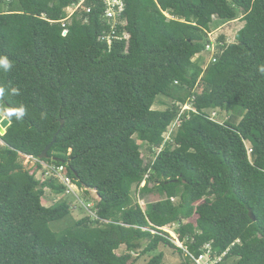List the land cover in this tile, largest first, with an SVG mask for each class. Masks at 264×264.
I'll return each instance as SVG.
<instances>
[{"label": "trees", "instance_id": "1", "mask_svg": "<svg viewBox=\"0 0 264 264\" xmlns=\"http://www.w3.org/2000/svg\"><path fill=\"white\" fill-rule=\"evenodd\" d=\"M80 1L0 0V107L11 122L0 135V264H136L161 245L181 264L208 245L216 264H264V0H125L117 31L130 38L112 47L101 41L103 0L65 21ZM240 18L235 42L222 36L208 52L214 20ZM158 97L171 107L155 110ZM223 111L225 123L212 117ZM138 141L161 150L148 166ZM21 155L95 192L97 218L71 224L66 200L45 206L47 191L64 198L67 187L47 170L39 181ZM134 187L162 199L144 210ZM172 225L184 248L163 231Z\"/></svg>", "mask_w": 264, "mask_h": 264}, {"label": "rangeland", "instance_id": "2", "mask_svg": "<svg viewBox=\"0 0 264 264\" xmlns=\"http://www.w3.org/2000/svg\"><path fill=\"white\" fill-rule=\"evenodd\" d=\"M66 11H67V15L72 16L77 10L75 7H71V8H68ZM167 16L170 18L169 15H167ZM241 17H242V15H241ZM241 19L242 18H240L236 21H233V22H228V23L220 22L217 19L214 20V25L212 26V31H211V33H209V39L214 44L213 48L211 49V51H213V52H211V53H215L217 51L216 44H218V43L220 45L222 44L219 42L220 38L222 36L226 37V42L228 44L235 42L237 33L245 25V22H243V20H241ZM203 57H204V60L207 61V63L210 62L211 57H209L208 55L207 56L205 55ZM171 105H172V102L170 100L163 98V97H158L156 105L154 106V109L158 110V111H165L168 108H170ZM186 109H187V107L185 106L183 108V112ZM0 114L3 115L4 117H7V114L2 109L0 110ZM214 114L215 115L213 117L221 123H225L233 115V113H227L225 111H223L222 113L215 112ZM241 120L242 119L241 118L239 119V116H238V118L235 117V120H233V123L236 122V124L238 125L241 122ZM171 131H173V128H171L170 132H168L165 135L167 140H169V138H170ZM138 143L141 145L142 159L144 161V164H145V166H148L149 163H151L155 160L156 156L159 154V151L155 150L152 152L148 145H146L142 142H139V141H138ZM4 145H5L4 142L0 138V147H2ZM247 147H251V144L248 142H247ZM21 162H22L23 166L26 167L28 170H30L33 174L34 173L37 174V178H39V181H44V179L42 178V174H43V171H46L49 169V166L47 164H44L43 170L39 171V169L37 168V161L36 160H31V158L21 155ZM144 185H145V183H143L142 187ZM71 190H72L71 194L70 195L67 194V196H65L64 198L62 196H53L49 191H47V195L45 196L44 201H43L44 205L47 207H51L54 204L60 202L61 200H66L72 207V218H71V220L69 219L71 224L74 221H78V220L83 219L85 217L97 218L95 213H94V210H93V208L97 205V202H98L99 197L97 196V194L95 192H90L87 195L85 190H81V189L77 188L76 186H72ZM135 192H136V190L134 187L132 189V193H133L132 196L136 199V202L140 203V205L142 206V208L144 210H146L147 205L154 204V203H156L162 199L161 197L157 196L156 194L143 196L138 192V190L136 193ZM174 202H177V200H175ZM88 204L90 206H88ZM91 208H92V212L91 211L89 212V210ZM68 225H69L68 223H63V224L55 223L54 226H56V227H54V228L56 229V231H60V228H66ZM178 227H179L178 225L168 226V227L164 228L163 231L170 236V238L174 241V243L177 247L184 248L183 244L179 241L178 235L176 234V230L178 229ZM141 246H142L141 251H143L147 246V242L146 241L142 242ZM122 252H123V250L118 252V254L121 255ZM160 253H163L165 256L163 264H181L182 257L179 255V253L175 249L168 248V247H165L163 245H161L159 247V250L156 253L146 255V256H142L136 264H146L150 260V258H152L155 255H158ZM134 257H138V254L134 255ZM209 260L210 259L207 258V260L205 261V264H207L209 262Z\"/></svg>", "mask_w": 264, "mask_h": 264}, {"label": "built area", "instance_id": "3", "mask_svg": "<svg viewBox=\"0 0 264 264\" xmlns=\"http://www.w3.org/2000/svg\"><path fill=\"white\" fill-rule=\"evenodd\" d=\"M85 1L86 0H81V2L79 4L74 6L77 10L76 12H78L80 9L83 8ZM103 2H104V7H105L103 17H104V20L107 21L109 26H110V32L108 34H104L101 37V41L104 43H107L109 47H112L114 45V43L117 41L129 40L130 36L128 33L124 32L123 35L120 36L119 32L117 31L118 26H120V25L125 26L126 25L122 21V17L126 11L125 0H103ZM90 12H91V10H87V13H90ZM73 15L72 16L68 15V19H66L65 21L70 20L73 17ZM65 34H67V32ZM212 48H213V46L210 47L208 45L207 51L213 52V51H211ZM215 53H213V55ZM213 61H215V59ZM190 109H191L190 107H187L186 110H190ZM214 115L215 114H213L212 117ZM248 149H249V155H251L253 150L251 147H249ZM26 157H28V156H26ZM29 158H31V160H36L33 157H29ZM36 161H37V163H40L42 166H44V164H47V163L39 162L38 160H36ZM47 165L49 166V169L47 170L48 171L47 175L57 176L61 180V182L67 187V194L70 195L71 191H72L71 187L75 186V185L73 184L72 180L69 177L64 176V167H54V166L49 165V164H47ZM185 253H186V255H185L186 258L187 257L190 258L192 261V264H205V261L207 260V258L210 259L207 264H216V263L221 261V259H218V258L213 259L212 248L210 246L206 247L205 253L202 254L199 258H195L188 251H185Z\"/></svg>", "mask_w": 264, "mask_h": 264}, {"label": "water", "instance_id": "4", "mask_svg": "<svg viewBox=\"0 0 264 264\" xmlns=\"http://www.w3.org/2000/svg\"><path fill=\"white\" fill-rule=\"evenodd\" d=\"M10 126H11V122L8 119V117H4L3 115L0 114V135L4 136L7 132V129ZM56 142H57V137H55L53 142L49 146L46 147V149L44 150L43 154L40 157V160L46 159L48 157L50 150L56 144ZM251 217L254 219V221H256V218L254 217L253 214H251Z\"/></svg>", "mask_w": 264, "mask_h": 264}, {"label": "clouds", "instance_id": "5", "mask_svg": "<svg viewBox=\"0 0 264 264\" xmlns=\"http://www.w3.org/2000/svg\"><path fill=\"white\" fill-rule=\"evenodd\" d=\"M186 107H190V106H186ZM191 110V109H190ZM186 111V110H185ZM167 139V138H166ZM159 152H161V150H158ZM208 246H210V245H208ZM211 247V246H210ZM206 249V248H205ZM185 251H187V250H185Z\"/></svg>", "mask_w": 264, "mask_h": 264}, {"label": "flooded vegetation", "instance_id": "6", "mask_svg": "<svg viewBox=\"0 0 264 264\" xmlns=\"http://www.w3.org/2000/svg\"><path fill=\"white\" fill-rule=\"evenodd\" d=\"M0 110H1V107H0Z\"/></svg>", "mask_w": 264, "mask_h": 264}, {"label": "bare ground", "instance_id": "7", "mask_svg": "<svg viewBox=\"0 0 264 264\" xmlns=\"http://www.w3.org/2000/svg\"><path fill=\"white\" fill-rule=\"evenodd\" d=\"M174 235V234H173Z\"/></svg>", "mask_w": 264, "mask_h": 264}]
</instances>
